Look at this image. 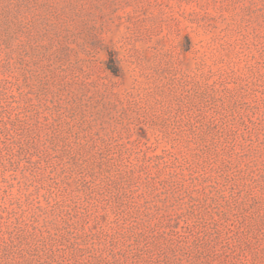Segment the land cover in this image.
Segmentation results:
<instances>
[{"label":"rangeland","instance_id":"1","mask_svg":"<svg viewBox=\"0 0 264 264\" xmlns=\"http://www.w3.org/2000/svg\"><path fill=\"white\" fill-rule=\"evenodd\" d=\"M0 264H264V0H0Z\"/></svg>","mask_w":264,"mask_h":264}]
</instances>
